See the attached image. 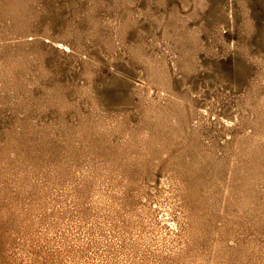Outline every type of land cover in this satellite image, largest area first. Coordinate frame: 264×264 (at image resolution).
Masks as SVG:
<instances>
[{
	"label": "rangeland",
	"instance_id": "obj_1",
	"mask_svg": "<svg viewBox=\"0 0 264 264\" xmlns=\"http://www.w3.org/2000/svg\"><path fill=\"white\" fill-rule=\"evenodd\" d=\"M21 1L0 0V264H193L169 258L172 252L184 249L183 246L187 248L189 243V238L173 231L171 221L163 220L167 218L164 212H169L168 218L182 216L184 227L190 228L191 215L182 207V195L178 190L175 192L171 184L163 189H151L164 173L167 174L170 154H186L187 150L188 153L190 140L183 129L178 131L179 136L173 134L177 137V146L170 151L160 153L155 146L148 150L142 147L146 142L141 139L144 128L140 127L145 120L143 106L148 101L136 96L133 103L126 102L123 86L106 84L114 73L143 85L147 83L127 73L121 63L114 69L108 61L112 56L121 55L133 63L137 71L141 70L142 66L131 58L130 50L135 43L145 40L144 43L151 41L157 45V49L152 45L148 48L154 58L163 56L169 63L167 47L174 46L178 31L169 25L168 14L193 13L184 27L198 24L200 36L208 39L201 41L196 58L211 69L199 68L198 73L185 78L187 85L195 84L207 91L200 98H194L193 114L188 102L183 103L181 113L185 117L180 119L188 126L196 125L197 120L201 121L196 111L207 101L211 114L201 122L198 138L209 144L204 129L208 123L213 122L216 115L221 118L225 113L234 114L245 106L250 83L235 76L237 62L245 61L243 63L250 66L256 76L262 70V64L249 53L250 49L255 50V35L247 32L239 18L238 29L225 27L223 33L227 41L241 43V47L235 48L237 53L222 51L215 38L216 28L209 24L211 1L201 6L198 0H148L152 9L144 10L121 32L116 31L115 46L111 49L98 35L93 36L89 10L96 0ZM113 2L103 0L92 12L93 17L100 20V33H108L103 30L107 25L105 18L115 17V24H122L126 16L133 19L143 6L136 0L127 12ZM232 3L240 8L237 0ZM248 11L254 23L260 25L264 18V0H250ZM141 26L148 30L146 34L139 32ZM249 43L254 46L245 48ZM163 53L165 56L161 55ZM217 67L224 73L225 82L210 80L214 79ZM86 69H90V77L84 73ZM173 76L171 89L180 93L184 86ZM160 94L159 87L150 85V98L159 100ZM261 121L264 136V120ZM234 127L228 132L233 139L237 137V141H244L253 133V128L245 125ZM124 132H128L125 138ZM220 135L230 140L225 132ZM262 139L258 149H250L246 144L230 149L232 170L238 173L233 176L231 187L238 190L231 188L233 194L230 192L226 197L222 212L221 200H215L209 210L212 215L199 221L194 246L202 257L194 264H264V137ZM222 141L216 139V143ZM253 152L256 158L250 164ZM206 252L209 258L204 256Z\"/></svg>",
	"mask_w": 264,
	"mask_h": 264
},
{
	"label": "bare ground",
	"instance_id": "obj_2",
	"mask_svg": "<svg viewBox=\"0 0 264 264\" xmlns=\"http://www.w3.org/2000/svg\"><path fill=\"white\" fill-rule=\"evenodd\" d=\"M28 1H30V0H28ZM102 1L96 0L94 5L90 8V10H89L90 11L89 12L90 13L89 14L90 15L89 21L92 24L91 26L94 27L93 36L94 37H98L99 36L101 38V40L103 41V43L108 45L109 48H111V49H113L114 46H115L114 42L116 40V37H115L116 31H120L121 32L123 27L125 29V25L135 22L136 18L139 17L140 14H142V12L144 10L148 11V10L152 9V7L149 4L148 0H139V1H141L143 3V6H142L141 9H139V11L137 12L136 16H134L133 19L130 18L131 16H129V17L126 16V18L124 19L122 24L120 22V24L116 25L115 23H117V22H116V18L115 17L111 18V19L110 18H105L104 20H106L107 25L103 28V30L107 31L108 33L104 34V33L98 32V25L100 24V20L97 19V18H94L93 15H92V12H94L93 11L94 8L96 6L98 7V6L102 5ZM135 1L136 0H114L113 3L116 6L123 7L124 10L129 12V10H131L130 9V7H131L130 5H132V3H134ZM208 1H211V7H210V11H209L210 12V14H209L210 18L208 17L209 20H210L209 24H211L213 27L216 28L215 38L218 41V43L221 45L222 51L225 50L226 52H230V53L234 52L235 53L236 52L235 48L236 47H241V43H236V42H233V41H227L228 38L226 39V37H225V35L223 33V29L225 27H227L229 30H233L235 27L237 28V26L239 27V25L237 23V19L239 20V18H241V20H242L241 22L244 23L247 32L252 33V36L255 35V38H256L255 50H251L250 49V48H252V46H254L251 43L245 45L244 47L247 48V49H250L249 53L253 54L256 57V60L259 63L262 64V70L257 72L258 75L256 76V75H254L252 70L249 68L250 66L248 67L245 64L246 62L242 61L239 58L242 62H237V70H236V75L235 76L238 75L240 77V81L249 82L250 83V91L248 92V94L245 95V100H244L245 101V106L241 109V111L238 110V112H235L234 114L225 113V114H223L221 116V118H217V115H216L214 117V121L213 122L210 121L208 123L209 125L207 127L205 126L206 128H204V129L207 132V136H205V137L208 138L207 141H209V144H205L204 142H202L198 138L199 127L201 125V122L206 117H209L207 115L211 114L210 113L211 110L208 107V105H210V104L207 101H203L202 104L200 105L199 109H197V111H196L197 113H199L200 119H201V121L197 120V124L196 125H194L192 123L193 124L192 126H188L187 122L185 120L182 121V119H180V118H182V116L185 117V115L181 113V111H183L182 109H184L183 108L184 107L183 103L185 104V101L188 102L191 114H193L194 113V109H193L192 103H193L194 98L197 97V96L201 97V96L205 95L206 94L205 92L207 91V89L205 91V88L203 89L202 87H199V86L197 87L195 84H188L187 85L186 82H185V78L188 75L194 74L199 68H203L204 70H210L211 69V67L209 65H205L203 62H198V60L196 58V53H199L198 49L201 47V44L203 43V42L201 43V41H207L208 39L207 38H203V37L200 36L201 33H200V29L198 27V24H196L195 26H192L190 28L189 27H184L185 23L187 22V20L191 16L190 14H193V13H190V14L184 15V16H182L178 12L177 13L170 12L168 14L169 18L171 19V23L169 25L171 27H173L174 29H176V31H178V33L176 34V43L174 44V46H172V45L170 46V44L168 42L169 46L167 48L169 50L168 52H169V55H170V58H171L170 62H169L170 64L167 62L166 58H164L163 56L158 57V55H157L158 58H154L155 56L153 57V55H152L154 53H150L148 51V48H150L151 45H152V46H154L153 47L154 49H157V45L156 44L153 45V43L151 41H146L145 43H144L145 40L144 41H139V40H141L140 38L138 40L139 42L135 43V46L130 50V56L138 64H140L142 66V69L140 68L141 70L137 71L135 65H133V63L130 64L129 63L130 61L128 62L127 60H125L126 57L123 58L121 55L112 56V58H110V60L108 61V63L110 62V64L113 67L114 66L117 67V64L121 63L122 64L121 68L125 69L127 71V73H129V74L133 73L132 75H134V76L136 75L137 77H139L141 79H145V81L147 83L146 85H143L142 83H140V82H138V81H136L134 79H130L128 77H124L123 75H121V73H114L113 76L111 77V79L109 80V82L106 84V85H109V87L110 86H114V87L123 86L126 89L125 90L126 96H124L125 98L123 100L126 101V102H129V103L132 102L133 101L132 100L133 97H136V96H138L142 100L146 99L148 101L147 104H145L144 106L142 105L144 107V113H145V118L144 119L145 120L143 121V123H141V127L139 126L140 128H144L143 129V135H142L141 139L143 140V143L146 142V144H145V146H142V144H141L142 147H146L147 150H148L149 148L151 149L152 146H155L156 150L159 151V152L160 151L161 152L170 151V149L173 148V146H177V139H176L177 137L175 136L176 138H174L173 134H175V135L177 134L178 135V131L180 132V130H183V129H184V134H186V137L189 138V140H190L189 145H188V149H189L188 153H187V151H188L187 150L185 152L186 154H184L183 151H182L183 154H181V153L180 154L179 153H177V154L171 153L170 154V156L168 157V160H167V166L165 165L166 169H167V174L164 173L165 175L163 174V176L159 179V183L154 185V187H152L151 189L152 190H156L157 188L159 189V187H161L163 189V187H168L171 184L172 187H173V190L175 192L178 190L180 192L179 194L182 195V198L184 200V201H182V203L184 202L182 204V207L183 208L185 207V209L189 211L188 214L191 215L190 216V223H189L190 224V228L189 227H184L185 224H183L184 223L183 222L184 219H181L182 216L181 217L178 216L177 218H173L172 217L171 219L168 218L171 215L169 212H164L165 215L167 216V218H163V220H166L168 222L171 221L170 225H171L173 231L178 232L180 234V236L183 234V236H186L187 238H189V243H188V247L187 248H185L183 246L184 249L179 250L177 252L175 251L174 253L172 252L173 255L171 257H169V258H170V260H176V261H181V260L182 261H189V263L191 262L193 264L200 257H202L201 254H200L201 255L200 256L199 253H197L195 251V246H194L195 245V239H197L196 234L198 232L199 221H201L202 219H204L206 217H210L209 215H212V214H210L209 210L212 209L211 208L212 202L215 201V200H217V201L221 200L222 203L220 204L221 205L220 212H222L224 210L223 203L225 202V199L229 195V193L231 192L230 190L232 188L231 187V180H232V183H233V176L235 174H238V173H236L237 172L236 169H235V172H234V170H232V167L234 166V162L232 161L233 157L231 156V154H229L230 151H231L230 149L233 148V147L234 148H239L240 146H242L244 144L248 145V147L250 149L252 147H255V148L258 149V148H260V144L259 143H260L261 139L264 137L263 136V131H262V124H261V122H262L261 120H264V18L262 19L261 23L256 21L257 23H260V25L254 23V21L252 20V16L249 14V11H248L250 0H237L240 8H235V6L232 3V0H198V3H200L201 6H203V5H208L207 4ZM21 2H23V1H21ZM29 9H31V8H29ZM29 12L31 13V11H29ZM122 18H120V19H122ZM260 19H261V17H260ZM180 25H181V28H182V29H180L181 32H180V30H178ZM227 28H225V29H227ZM124 29H123V31H124ZM128 30L129 29H127V31ZM139 32L142 33V34H146L148 32V30L144 26H141ZM65 33H67V32H65ZM174 33L175 32H173V34ZM173 34H172V36H173ZM138 35L139 34L136 33V36H138ZM139 37H140V35H139ZM173 37H175V36H173ZM142 40H143V38H142ZM254 40L255 39H253V41ZM171 43H173V42H171ZM56 45L57 44L55 42V46ZM118 45H120V44H118ZM205 45L206 44H204V46ZM60 46H62V45H60ZM131 46H133V44ZM202 47H203V45H202ZM68 48H69V45H66V49H68ZM206 48H208V47L206 46ZM159 50H161V49H159ZM176 52L178 53L177 55H176ZM161 55L165 56L164 53L161 54ZM228 55H230V54L228 53ZM28 56L30 57V55H28ZM234 56H233V58L236 57V56L235 57ZM241 58H242V56H241ZM103 61H104V59H103ZM243 62H245V63H243ZM219 64H220V62H219ZM219 67H217L215 69V71H214V79L210 78V80H212L213 82L222 83V82H225V78L223 77L224 73H222V71L219 70ZM114 69H115V67H114ZM86 70H85L84 73H86V75L88 77H90L91 76L90 69L87 70V71ZM126 71H124V72L126 73ZM114 72H117V71H114ZM196 73H198V72H196ZM172 74H174V76H173L174 79L176 78L177 82L178 83L180 82V85L184 86V89L180 93L172 91V89H171V87H172L171 86ZM212 75H213V73H212ZM106 80H108V78ZM210 80H207V81L210 82ZM103 82H101V83H103ZM79 83H81V82H79ZM27 84H29V83H27ZM90 84H92V83H90ZM152 84H154L157 87H159L160 91L162 92V95L160 94V96H159V100H155L154 98L152 99L149 96L150 85H152ZM232 84H234V82ZM28 86H30V85H28ZM28 86H27V88H28ZM207 86L209 87V89L211 88L209 83L207 84ZM50 87H52V86H50ZM232 87H233V85H232ZM106 88L108 89V87H106ZM56 89H58V87ZM181 89H182V87H181ZM176 90H178V89H176ZM87 91H89V90H87ZM51 93H52V90H51ZM112 94L114 96L115 93H112ZM112 94H111V96H112ZM109 95H110V93H109ZM45 96L48 97V95H45ZM106 97L107 96H105V98ZM117 98H119V97L117 96ZM101 99H103V97ZM107 99H108V97H107ZM114 99H112V101ZM78 100H80V99H78ZM242 100H243V98H242ZM104 101H105V99H104ZM119 101H121V100H119ZM56 102H57V100H56ZM134 102H136V101H134ZM77 105H79V104H77ZM130 106H131V104H130ZM143 107H142V109H143ZM133 108H134V106H133ZM213 109H212V111H213ZM93 112H94V110H93ZM138 115H140V114L138 113ZM136 117H138V116L136 115ZM140 118L142 119V117H140ZM206 119H208V118H206ZM96 120H97V118H96ZM126 122H127V120H126ZM70 124H72V123H70ZM110 124L112 126V123H110ZM90 125H91V122H90ZM132 125H131V127H132ZM236 125H238V126L239 125H241V126L245 125L246 127L248 126L250 128H253V133L251 132V134H248V136H246V140L237 141V140H235L237 137L235 139H233V137H232L233 135H230L229 132H228L229 128H233ZM126 126H122V127H126ZM183 126H185L186 129ZM100 127H101V125H100ZM119 129H121V127ZM133 129H134V127H133ZM78 130H80V128ZM137 130H138V128H137ZM131 131H129V132H131ZM221 132H225L226 136H230V140H229L228 137H227L228 138V140H227V138H225L223 135H222L223 137H221V135H220ZM125 133H128V132H124V136H123L124 138H125ZM182 133H180V134H182ZM245 133H247V132H245ZM137 134H139V133H137ZM121 135H122V133H121ZM126 135H129V134H126ZM72 136H74V135H72ZM76 136H77V133H76ZM219 138L221 140H223L222 143H219V142L216 143V139H219ZM136 141H134V142H136ZM178 142L180 144V141H178ZM132 144L133 143H131V145ZM121 145H123V144H121ZM131 145H130V147H131ZM136 146H137V144H136ZM181 147H183V146H181ZM183 149H184V147L182 148V150ZM250 149H249V151H250ZM245 150H247V149L245 148ZM171 151H173V150H171ZM219 152H220V154H219ZM128 154H129V152H128ZM130 154H132V153H130ZM156 154H157V152H156ZM249 154H251V153H249ZM157 155L159 156V154H157ZM157 155H156V157H158ZM229 155H230V157H232L231 159L229 158ZM159 158H160V156H159ZM254 158H256L255 157V152H253L251 154V157H250V162L251 163L250 164H253L252 161L254 160ZM236 163H237V161H236ZM171 172H173V173L171 174ZM248 177L250 178V176H248ZM244 185H243V187H244ZM232 190L236 191L238 189L235 190V189L232 188ZM156 193H157V191H156ZM165 193H167V192H165ZM188 214H187V216H188ZM172 235H173V233H172ZM182 243H183V240H182ZM207 253L208 252L204 253L205 257L207 256ZM166 264H167V262H166Z\"/></svg>",
	"mask_w": 264,
	"mask_h": 264
}]
</instances>
